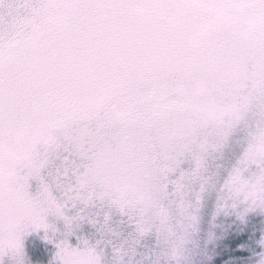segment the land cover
<instances>
[{
    "label": "rangeland",
    "instance_id": "obj_1",
    "mask_svg": "<svg viewBox=\"0 0 264 264\" xmlns=\"http://www.w3.org/2000/svg\"><path fill=\"white\" fill-rule=\"evenodd\" d=\"M167 3L157 19L155 7ZM126 14L140 25L131 37ZM93 15L104 74L84 87L116 100L108 150L121 195L105 226L113 233L108 264H264V0H96ZM25 22L38 76L59 14ZM164 23L168 51L159 40ZM181 23L183 45L171 40ZM114 30L125 31L128 46L121 76L110 43L125 42ZM80 227L72 216L5 213L0 264H70L79 252L67 233Z\"/></svg>",
    "mask_w": 264,
    "mask_h": 264
},
{
    "label": "snow or ice",
    "instance_id": "obj_2",
    "mask_svg": "<svg viewBox=\"0 0 264 264\" xmlns=\"http://www.w3.org/2000/svg\"><path fill=\"white\" fill-rule=\"evenodd\" d=\"M95 7L96 0H8L0 11V219L8 213L82 222L67 233L79 252L70 264H108L113 233L105 226L121 195L108 150L116 100L84 87L89 75L104 74ZM49 11L59 23L55 39L41 46L37 76L26 55L25 21Z\"/></svg>",
    "mask_w": 264,
    "mask_h": 264
},
{
    "label": "flooded vegetation",
    "instance_id": "obj_3",
    "mask_svg": "<svg viewBox=\"0 0 264 264\" xmlns=\"http://www.w3.org/2000/svg\"><path fill=\"white\" fill-rule=\"evenodd\" d=\"M211 4V3H210ZM168 3L167 4H162L159 8H158V5H157V7H155V15H156V17H157V19L159 18V16H162V15H164V14H166L167 12H168ZM205 6V5H204ZM134 10V12H137V8H135V7H131L130 8V10ZM206 9H207V6H205V8H202V10H201V15L200 16H203V14H205V12H206ZM131 12V11H130ZM161 12H163V13H161ZM135 14V13H134ZM137 14V13H136ZM146 14H148L147 13V10H146V12H145V15H142V14H139L141 17H144V16H146L147 17V15ZM117 16H121L119 13L117 14ZM126 16H128L129 17V19H130V22L129 23H127V22H123L122 24H129V34H130V37H131V35L132 34H136V32H138L139 31V28H138V26H140L139 25V22H137V19L136 18H133L131 15H128V14H126ZM156 19V20H157ZM150 20V19H149ZM161 20H163V19H161ZM151 21V20H150ZM155 22V21H154ZM147 24V27H148V32L152 35V31L150 30L151 29V27H152V23L151 22H147L146 23ZM165 24H167V25H169L168 23H164V25H163V27L161 28V31H160V33L162 34L163 33V35H165L166 37H168V38H170L169 37V34H172V31L170 30V28L168 27V26H166ZM182 24L183 23H181L178 27V29H176V32H174V33H178L179 32V30H180V28L182 27ZM105 28H107L105 25H103ZM170 26H171V24H170ZM164 31V32H163ZM165 31H167L166 33H165ZM123 32H125L124 30H122L121 32L120 31H115L114 30V33L116 34V35H119L120 37H121V39L124 41V35H126L125 33H123ZM152 32V33H151ZM121 41V40H120ZM125 42V44H122L123 46H122V48H121V51L120 52H122V55L123 56H125V58H127L126 57V51H127V49H128V46L126 45V41H124ZM116 48H117V50H118V47L117 46H115ZM111 48V47H110ZM109 54V53H108ZM110 55V54H109ZM112 55V54H111ZM116 56H117V51L115 52V56H113V58L115 59L116 58ZM104 57H105V55H104ZM126 61V60H125ZM123 65L125 66L126 65V62H123ZM117 67V66H116ZM113 81H115V80H113ZM107 85H109V81H107ZM112 85V84H111Z\"/></svg>",
    "mask_w": 264,
    "mask_h": 264
},
{
    "label": "trees",
    "instance_id": "obj_4",
    "mask_svg": "<svg viewBox=\"0 0 264 264\" xmlns=\"http://www.w3.org/2000/svg\"><path fill=\"white\" fill-rule=\"evenodd\" d=\"M149 11L147 10V13H148ZM207 14V13H206ZM183 30V29H182ZM188 35H189V33H188V30H185V31H183V32H181V30H179V32L177 33V37L175 36V40H173V39H171L172 40V42H179L178 44H180V45H183L184 43L185 44H187V42H188V40H187V38H188ZM192 36H190V38H191ZM166 39L167 40H169L168 39V37H166L165 35H163V33H162V36L160 37V44L161 45H163V47L168 51V50H170L171 48H169L168 47V45H166L165 44V42H166ZM187 41V42H186ZM120 39L119 40H117V39H114L110 44H112V46H117L118 44H120ZM189 43H190V41H189ZM122 46L123 45H121L119 48H118V50H117V55H118V58H116L115 59V61H113V64H112V66H114L115 68H116V66H118V65H122L123 64V62L121 61L122 59H123V55H122V52H120L121 51V49L120 48H122ZM117 57V56H116ZM107 58V57H106ZM121 61V62H120ZM129 65L128 64H126L125 65V70H121V72H120V76L121 75H123L124 74V72H126L127 70V67H128ZM124 67V65L121 67V68H123ZM117 71V70H116ZM110 78H112V81L111 82H116L117 81V73L115 72V74L114 75H111V76H109ZM113 80H115V81H113Z\"/></svg>",
    "mask_w": 264,
    "mask_h": 264
}]
</instances>
